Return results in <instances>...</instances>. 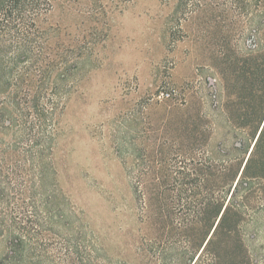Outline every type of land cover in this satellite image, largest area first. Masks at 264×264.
<instances>
[{
	"label": "rangeland",
	"instance_id": "obj_1",
	"mask_svg": "<svg viewBox=\"0 0 264 264\" xmlns=\"http://www.w3.org/2000/svg\"><path fill=\"white\" fill-rule=\"evenodd\" d=\"M178 2L54 0L94 50L58 113L44 264H264V4ZM9 252L0 233V264H30Z\"/></svg>",
	"mask_w": 264,
	"mask_h": 264
},
{
	"label": "trees",
	"instance_id": "obj_2",
	"mask_svg": "<svg viewBox=\"0 0 264 264\" xmlns=\"http://www.w3.org/2000/svg\"><path fill=\"white\" fill-rule=\"evenodd\" d=\"M207 1L179 0L177 11L189 15ZM210 1L240 12L258 10L264 4V0ZM53 2L0 0V233L8 238L7 259L26 258L30 264L45 263L46 233L54 230L53 213L46 205L53 195H47L44 188L58 189L53 159L58 113L71 91L72 78L94 50L90 35L64 34L48 24ZM263 135L264 128L255 145ZM250 161L249 157L243 173L249 170ZM176 190L184 198L192 189L185 183ZM135 191L141 192L138 186ZM230 205L214 232L225 224ZM234 214L228 223L230 231L241 217L239 211Z\"/></svg>",
	"mask_w": 264,
	"mask_h": 264
},
{
	"label": "built area",
	"instance_id": "obj_3",
	"mask_svg": "<svg viewBox=\"0 0 264 264\" xmlns=\"http://www.w3.org/2000/svg\"><path fill=\"white\" fill-rule=\"evenodd\" d=\"M170 95V93H167V96H169Z\"/></svg>",
	"mask_w": 264,
	"mask_h": 264
}]
</instances>
